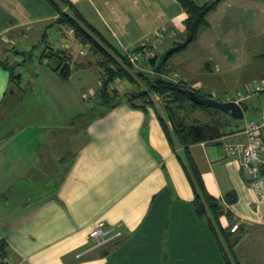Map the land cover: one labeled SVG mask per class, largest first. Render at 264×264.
Masks as SVG:
<instances>
[{
    "label": "crops",
    "instance_id": "crops-1",
    "mask_svg": "<svg viewBox=\"0 0 264 264\" xmlns=\"http://www.w3.org/2000/svg\"><path fill=\"white\" fill-rule=\"evenodd\" d=\"M69 1L123 53L140 47L158 28H174L176 35L185 31L186 14L179 0ZM47 3L51 5L48 0H0V238L7 249L6 254L0 250V258L7 264H229L212 227L195 211L184 148L170 143L155 103L137 106L122 99L70 128L65 124L89 108L74 100L85 95L64 97L71 92L53 81L63 95L47 116L55 113L58 119L40 127L35 136L25 129L22 102L31 88L23 86L22 74L11 63L23 65L19 58L27 49L16 44L27 37L32 24L49 20L47 30L55 22L57 12ZM172 41L166 37L154 50L162 53ZM174 57L167 60L170 79L184 80L220 101L239 96H211L190 66ZM13 72L18 76L12 79ZM46 74L59 77L54 70ZM73 75L60 79L69 82ZM97 78L96 94L100 73ZM254 95L257 101L251 104ZM251 97L238 103L241 119L208 109L211 119L199 123H218L221 134L188 148L206 190L233 218L229 224L223 217L221 223L227 229L223 242H230L225 249L232 264H264V198L250 187L240 157L224 149L225 143L245 141L246 122L264 119V92ZM27 104L34 114L30 117L39 120L35 105L31 109ZM250 106L252 119L245 118ZM260 156L264 158V150ZM96 221L121 234L94 246L89 232ZM235 222L239 228L231 231Z\"/></svg>",
    "mask_w": 264,
    "mask_h": 264
},
{
    "label": "rangeland",
    "instance_id": "rangeland-1",
    "mask_svg": "<svg viewBox=\"0 0 264 264\" xmlns=\"http://www.w3.org/2000/svg\"><path fill=\"white\" fill-rule=\"evenodd\" d=\"M47 7L49 10L52 9L49 3H47ZM210 13L208 24L199 31H204L200 39L198 38L196 42L189 45L186 50L174 53L177 56V58H174L183 62L184 67L190 66L189 68L195 73V78L204 85V89L207 93L212 94L211 96L225 97L242 94L251 85L262 82L264 79V0H222ZM48 23L49 20L34 23L26 31V38L21 39L19 37L20 42L16 44V47L20 50L24 47L27 49L24 58L22 56L19 58L24 63L22 66H14L11 63L16 73L22 74L23 86L28 85L31 88L24 98L22 106L25 110L24 118L26 119L24 127L29 129L33 136H35L36 131L40 130V127L49 126L52 120L58 119L55 113H52L51 117L47 116L48 109L56 111V106L60 103L59 98H62L63 95L59 92L60 88L53 81L58 82V85L64 83L62 85L67 90L66 92H71V95L68 94L64 97L74 99L76 95L78 97H82V93L85 95H83V99L74 100L82 105L88 104V107H92L87 114L88 117L102 109L98 104L97 94L99 93L96 94L97 75L101 71L98 66H95L94 56L89 53L86 46L78 43L70 29L65 27V30H63L60 27H53L46 30ZM44 32L47 34L45 37L43 36ZM182 36L183 34H178L177 38L182 40ZM226 38H229L227 39L228 43L224 44L223 41ZM65 46L70 52L78 56L80 61L90 60L94 65L93 67L74 70V75L69 79V82H65L57 76L52 78L46 74L52 72L53 69L45 62L47 57L44 53L47 52L49 47L66 48ZM143 63L147 64L146 58L132 64L135 65V69L153 75L155 70L148 64L147 68H142ZM137 80L139 81L137 85L127 80L124 82L121 79L110 83V89L113 87L118 89L114 98L121 99V97L136 91L138 86L144 88L141 80L139 78ZM171 80L174 81L173 78ZM102 83L103 80L100 79V82H98L99 87ZM177 83H180V81ZM152 98L157 109L165 116L163 98L158 94H154ZM27 100L30 106L35 105L33 112L37 116L41 114L39 120L30 117L31 114H34L29 111ZM256 101L257 95L249 99L251 104L256 103ZM262 106L264 107L263 103ZM263 107L258 105V109ZM207 111V108L192 107L191 102L188 101L183 106L181 115L190 122L196 120V122H200L199 120L211 119V115ZM211 111L212 113L217 112L215 110ZM251 116L252 109L250 106L245 118L252 119ZM71 120V123L65 124L67 127L72 128L73 125L85 124L87 116ZM55 126H60V124L57 122ZM32 141L35 142V140ZM11 200L12 197L9 201ZM229 246L230 242L226 240L225 247L228 248ZM230 260H232L231 257Z\"/></svg>",
    "mask_w": 264,
    "mask_h": 264
},
{
    "label": "trees",
    "instance_id": "trees-1",
    "mask_svg": "<svg viewBox=\"0 0 264 264\" xmlns=\"http://www.w3.org/2000/svg\"><path fill=\"white\" fill-rule=\"evenodd\" d=\"M48 1L57 12L55 22H52L48 28L59 26L63 30H65V27L70 29L78 42L86 46L89 53L94 56L95 66H98L101 71L100 74L103 83L99 88L97 98L98 104L102 109L100 110L101 112L98 111L94 115L106 111L111 106L121 102L122 99L129 100L132 105L139 106L147 102L154 104L155 101L152 98L154 94H158L163 98V102L165 103L163 109L166 115L164 116L161 114L160 119L166 127V134L168 135L170 143L174 146L178 144L184 148L183 157L185 167L187 168L189 178L192 181L195 191L193 200L195 211L208 221L209 226L212 227L215 236L219 240L224 258L229 264H232L228 250L225 249L223 242L226 238L227 229L221 226V223L223 217H227L229 224L233 222V218L224 207L223 203L206 190L200 172L193 163L188 150L189 146L196 142L218 138L221 134L220 125L218 123L201 124L196 121L190 122L181 115L183 106L188 101L191 102L192 107L215 109L195 103L185 91V89H191V87L181 82L177 83L171 80L166 74L167 60L174 53L186 49L189 44L198 39L197 36L201 27L207 25L209 22L208 16L211 14L210 12L214 10L222 0H207L199 4L193 0H179L186 14L184 19L185 31L182 40L177 38L178 33L174 37H170L173 39L170 46H174L175 49L166 58L164 75L157 74L156 72L153 75L146 74L144 71L142 72L135 69V65L129 62L126 53H123L100 34L94 26L90 25L82 14L73 7L69 0ZM46 35V32H44L43 36L45 37ZM138 48L139 47L133 50ZM160 54L161 52H156L154 50L153 56H145L147 64L154 70ZM44 55L47 57V64H49L51 69L62 79H68L76 69L94 66L90 60L84 62L80 61V58L67 48L49 47ZM10 76L13 79V77L18 76V74L13 72ZM137 78L144 84V88L138 86L136 91L121 97V99L114 98V95H116L118 91L114 87L110 89V83L117 79H124L137 85L139 82ZM195 92L201 96H205L199 90H195ZM91 109L92 107H89L85 113L78 114L76 117L80 118L87 116V120H90L94 117V115H90L89 117L87 115ZM0 250L2 254H6V242L2 238H0Z\"/></svg>",
    "mask_w": 264,
    "mask_h": 264
},
{
    "label": "built area",
    "instance_id": "built-area-1",
    "mask_svg": "<svg viewBox=\"0 0 264 264\" xmlns=\"http://www.w3.org/2000/svg\"><path fill=\"white\" fill-rule=\"evenodd\" d=\"M176 35V30L174 28H158L156 29L152 36H149L145 39L142 45L136 49L131 50L130 52H125L129 62L136 63L143 59L145 56H153L154 49L166 37H174ZM175 82L180 81L191 87L198 90L197 86L190 85L186 81H181L174 79ZM264 92V79L262 82H256L251 87H249L242 94L239 93V96L233 100L236 103H239L242 100H245L253 94H261ZM243 131L246 135V139L242 143H225L224 149L227 155L239 156L241 159L242 168L246 169L249 172L250 176V187L259 194L261 198H264V158H261L260 154L264 150V119L261 122L251 121L246 122ZM231 231H235L239 228L238 222L232 224ZM121 234V231H116L107 225L103 221H96L92 224V228L89 232V237L92 239L94 246H101L108 239L109 235L117 237ZM7 259L1 257L0 264H7ZM19 262L18 264H22Z\"/></svg>",
    "mask_w": 264,
    "mask_h": 264
},
{
    "label": "water",
    "instance_id": "water-1",
    "mask_svg": "<svg viewBox=\"0 0 264 264\" xmlns=\"http://www.w3.org/2000/svg\"><path fill=\"white\" fill-rule=\"evenodd\" d=\"M174 46L167 47L160 55L158 60L156 61L155 65V72L160 75H164L165 73V67H166V58L169 54H171L174 51ZM188 96L191 100H193L195 103L202 105V106H208L210 108H213L215 110H220L224 112L225 114H228L236 119H241L243 116V108L242 106H239L238 103H236L233 100L228 101H220L218 99H215L210 96H201L197 94L193 89H185ZM264 172V170H262Z\"/></svg>",
    "mask_w": 264,
    "mask_h": 264
}]
</instances>
